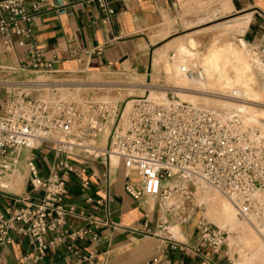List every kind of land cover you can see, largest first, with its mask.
I'll list each match as a JSON object with an SVG mask.
<instances>
[{
	"label": "built area",
	"instance_id": "built-area-1",
	"mask_svg": "<svg viewBox=\"0 0 264 264\" xmlns=\"http://www.w3.org/2000/svg\"><path fill=\"white\" fill-rule=\"evenodd\" d=\"M107 0H97L108 16L114 11ZM49 0H0V35L6 52L14 46L23 48L22 59L16 65H1L7 73V83L0 91V162L11 151L40 149L50 146L55 163L45 177L33 161L28 159V179L33 192L40 193L35 202L23 207L7 208V217L0 218V245L9 244L14 236H26L32 246L22 259L24 264H38L46 250L65 239L96 233L87 227L68 231L64 217L76 213L66 204L67 182L71 174L83 177L88 160L104 156L101 162L108 167L111 157L117 158L125 173L124 191L134 200L156 201L157 217L154 227L145 222L134 232L155 236L168 243L171 249L201 254L203 249L219 254L227 245V232L204 219L197 223L194 243L176 239L169 228L189 221L193 214L190 203L193 188L205 182L219 191L245 220L264 222V197L257 192L264 189V140L257 129L244 122L237 113L228 116L199 104L166 98L157 102L139 97L132 109L124 114L121 105L101 103L70 95L74 87L60 77L55 63L57 56L44 57V49L33 41L31 20ZM179 9L178 4H174ZM264 53V52H261ZM189 78H202L198 67H181ZM65 80V81H64ZM64 85V86H63ZM110 125L108 145L103 154L85 148L91 140ZM94 149V147H92ZM74 162L79 164L76 169ZM7 166L0 163V175ZM135 173L137 180L130 179ZM100 189L107 194L111 184L109 171L102 175ZM27 196L25 200H29ZM90 200V198L88 199ZM99 204L102 200L98 201ZM83 214V210L78 211ZM93 224L92 216L88 218ZM181 230V229H180ZM47 233L53 236L45 239ZM230 262L227 251H223ZM83 256V259H89ZM207 264L209 256L204 253ZM168 264L157 256L150 264Z\"/></svg>",
	"mask_w": 264,
	"mask_h": 264
},
{
	"label": "crops",
	"instance_id": "crops-1",
	"mask_svg": "<svg viewBox=\"0 0 264 264\" xmlns=\"http://www.w3.org/2000/svg\"><path fill=\"white\" fill-rule=\"evenodd\" d=\"M230 1L231 12L238 14L233 20L242 19L246 23L241 37L256 51L264 52V0ZM106 3L114 11L110 16L97 0H49L41 11L33 14V41L44 49L46 59L53 53L57 56L55 66L61 70L60 77L111 74L126 68L138 71L149 67V32L161 26L164 18L178 12L174 5L178 0H107ZM22 54L23 48L16 46L10 53L6 52L0 35L1 65H16ZM0 74L6 76L7 73L0 71ZM104 138L105 135L97 138L98 149H106L108 138ZM28 159H33L40 176L45 177L56 156L50 146H44L11 151L3 157L0 163L7 169L0 175V218L8 216L7 208L23 207L35 202L40 195L31 190L26 166ZM104 161L103 155L88 160L83 175L89 181L88 185L82 184L81 177L71 174L65 197L66 204L73 205L77 212L65 215L64 227L68 231L90 227L96 238L92 239L91 233L81 238H67L47 249L38 264H150L157 256H165L168 264H207L204 253L211 264H229L224 250L219 254L207 249L201 254L189 253L171 249L168 243L155 236L134 232V228H141L145 222L154 227L156 201L151 199L149 204L147 198L134 200L130 197L123 188L126 176L122 167L113 163L108 167L101 163ZM74 164L78 170L79 164ZM107 170L111 184L105 194L100 190L103 183L92 172L102 175ZM130 177L137 180L135 173ZM27 196H30L29 200H25ZM99 200H102L101 204ZM80 210L83 214L78 213ZM90 216L93 224H89ZM191 218L180 226V232L175 231L176 236L181 235L183 243L192 244L197 238L198 221H190ZM52 236L53 233H47L44 238ZM31 249L28 237L14 236L11 243L0 245V264H24L22 257ZM90 253L91 258H82Z\"/></svg>",
	"mask_w": 264,
	"mask_h": 264
},
{
	"label": "bare ground",
	"instance_id": "bare-ground-1",
	"mask_svg": "<svg viewBox=\"0 0 264 264\" xmlns=\"http://www.w3.org/2000/svg\"><path fill=\"white\" fill-rule=\"evenodd\" d=\"M235 24L243 26L245 22L238 19L235 20ZM186 41L187 43L184 44L178 37L175 41L166 44L167 47H176L178 53L177 60L172 58V63H169L165 68L166 72L173 77L174 86L171 90L183 101L193 104L202 102L206 108L220 112L225 116L232 113L239 114L246 124L257 126L259 135L264 137V63L258 59L253 49L243 44L242 41H240V45L231 42L222 47L210 48L198 61L195 57L196 51H192L195 50L194 40L190 37ZM165 48H160L155 52L154 63L164 54ZM197 64L201 66L202 78H189L181 71L183 66L194 67L193 65ZM138 85L141 89L145 88V84L141 81L137 84L128 83L126 86L129 88L138 87ZM215 88L221 92L209 91V89ZM162 95L164 94L161 93L160 97L152 99L162 102ZM149 98L151 97L149 96ZM135 101V99L128 101L127 107L125 105L124 108V114L132 109L133 105L130 108L129 105ZM97 102L113 105L117 103L107 100ZM108 127L110 125L105 127V130ZM105 130L101 135L105 134ZM85 148L97 155L103 154L105 151L98 147L93 149L88 144ZM111 163L117 164V158L112 156ZM196 189V201L200 206H203L204 215H207L217 226L225 229L228 234H233V237L229 236L230 241L237 238L245 248L251 250V255L244 258L242 262L249 263L261 258L264 255V242L260 238V232L258 233L255 228L256 225H260L259 222L245 219L239 221L233 205L219 191L205 182H198ZM263 194L264 190H259L256 195L261 198L264 197Z\"/></svg>",
	"mask_w": 264,
	"mask_h": 264
},
{
	"label": "rangeland",
	"instance_id": "rangeland-1",
	"mask_svg": "<svg viewBox=\"0 0 264 264\" xmlns=\"http://www.w3.org/2000/svg\"><path fill=\"white\" fill-rule=\"evenodd\" d=\"M178 4L179 9L177 13H174L168 18H164L161 26L149 32V40L151 43L149 49V67L147 66V68H141V70L138 71L126 68V70H120L111 74L87 73L66 78L67 81L74 87V91L71 92L70 95L73 96L74 92H76L77 96L84 100L115 101L117 102L116 105L118 107L120 105L123 107L125 104L127 107L129 100H136L139 97L149 98L150 96V99L160 97L161 93L164 94L161 98L163 100L166 98H171V100H183L171 90L174 86L172 82L173 77L165 70L166 66L169 63H172V58L176 60L178 58L176 47H167L166 44L168 45L169 42H172L173 40L175 41L178 37L182 39V43L184 44L187 43L186 39L190 37L194 40L195 50H191L194 52L196 51L195 57L198 61H200L204 54L212 47H222L231 42H234L236 45H240V41H242L243 44L252 48L257 54L258 59L264 63V53L256 51L253 46L248 44L241 37L242 30L244 29L243 26H245L246 23L243 26L235 24V20L233 19L236 18L238 14L231 12L232 3L230 0H178ZM160 48H165V52L159 60L154 63L153 58L155 52ZM193 66L198 68L201 67L200 64ZM1 75L2 74H0V91L4 89L3 85L7 83L5 77ZM140 81L145 84V88L141 89L139 85L138 87L134 86L129 88L126 86L128 83L137 84ZM209 91L217 93L221 92L218 88L209 89ZM72 98L76 97L73 96ZM132 103L134 102H131L129 108L133 105ZM197 104L203 107L205 106L202 102H198ZM257 108H259V105H257ZM252 126L257 129V133L259 134L257 126ZM109 128L110 127L105 130L104 140L107 137ZM100 137L101 134H99L97 138ZM97 138L91 140L88 145L94 148L97 147ZM262 138L264 140V137ZM130 179H132V177H130ZM196 188L197 185L193 188V200L190 203V207L194 209L190 221L196 220L197 222L200 219H204L212 225L217 226L207 215H204L203 206H200L197 203ZM148 200V203L150 204L151 199ZM237 218L239 221L244 220L238 216ZM259 224L260 225H256L255 228H257L258 233L260 232V238L264 242V222ZM169 230L174 234H176L175 231L177 230L179 232L181 231L178 227H171ZM180 236L181 235H175V237H177L176 239L179 241L183 240ZM229 236L233 237V234L227 233V245L222 248L229 254V264H264V255L261 258L252 260L249 263L242 262L244 258L251 255V250L249 248H245L237 238L230 241L231 239L229 240Z\"/></svg>",
	"mask_w": 264,
	"mask_h": 264
}]
</instances>
